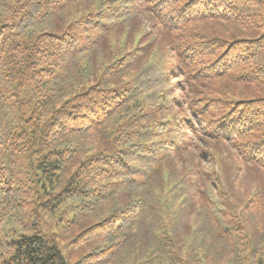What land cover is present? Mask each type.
I'll return each mask as SVG.
<instances>
[{"label":"trees","instance_id":"trees-1","mask_svg":"<svg viewBox=\"0 0 264 264\" xmlns=\"http://www.w3.org/2000/svg\"><path fill=\"white\" fill-rule=\"evenodd\" d=\"M0 232V264H264V0H0Z\"/></svg>","mask_w":264,"mask_h":264},{"label":"rangeland","instance_id":"rangeland-1","mask_svg":"<svg viewBox=\"0 0 264 264\" xmlns=\"http://www.w3.org/2000/svg\"><path fill=\"white\" fill-rule=\"evenodd\" d=\"M145 25V29L149 30L148 28V22L144 21L143 22ZM205 138L206 136H204L203 134L199 135H193L192 134V150L197 154L198 156V160L200 161V163L207 169H211L214 168L215 170H217V166L215 165V162L213 161L211 154L209 153V148L206 147V142H205ZM204 150V151H201ZM228 150H230L228 148ZM231 152V150H230ZM241 169L237 171L236 173V187L237 189H239L241 192H245L248 188V183H249V179L251 177V173H250V169L248 167H245L244 165H240ZM3 238V234L0 232V239ZM62 252L66 255V249L62 248ZM82 253H76L73 255L72 260H77Z\"/></svg>","mask_w":264,"mask_h":264}]
</instances>
